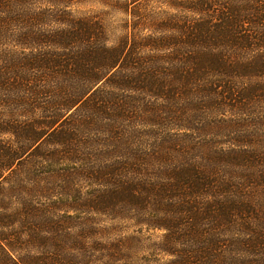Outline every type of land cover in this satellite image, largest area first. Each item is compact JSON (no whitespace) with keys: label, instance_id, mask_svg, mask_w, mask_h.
<instances>
[{"label":"trees","instance_id":"1","mask_svg":"<svg viewBox=\"0 0 264 264\" xmlns=\"http://www.w3.org/2000/svg\"><path fill=\"white\" fill-rule=\"evenodd\" d=\"M147 249L264 264V0H0V264Z\"/></svg>","mask_w":264,"mask_h":264},{"label":"rangeland","instance_id":"2","mask_svg":"<svg viewBox=\"0 0 264 264\" xmlns=\"http://www.w3.org/2000/svg\"><path fill=\"white\" fill-rule=\"evenodd\" d=\"M161 235H162L161 232H156V233L154 232V233L148 234V237H151L152 240H159V238L161 237ZM144 255H145L146 258H144L143 261H140L141 264H145L144 261L147 260V259H154V256H152V252L151 251L149 252L148 249L146 250V252H145ZM150 264H154V263H150Z\"/></svg>","mask_w":264,"mask_h":264}]
</instances>
